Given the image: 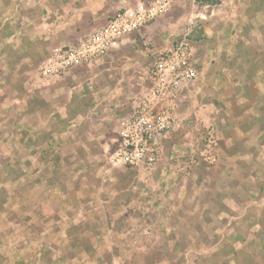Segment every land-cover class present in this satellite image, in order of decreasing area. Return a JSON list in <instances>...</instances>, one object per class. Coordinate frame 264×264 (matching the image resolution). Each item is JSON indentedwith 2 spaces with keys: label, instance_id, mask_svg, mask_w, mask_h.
<instances>
[{
  "label": "rangeland",
  "instance_id": "obj_1",
  "mask_svg": "<svg viewBox=\"0 0 264 264\" xmlns=\"http://www.w3.org/2000/svg\"><path fill=\"white\" fill-rule=\"evenodd\" d=\"M157 0H0V264H264V0H177L106 55L38 75ZM188 34L152 164H115L155 58Z\"/></svg>",
  "mask_w": 264,
  "mask_h": 264
},
{
  "label": "built area",
  "instance_id": "obj_2",
  "mask_svg": "<svg viewBox=\"0 0 264 264\" xmlns=\"http://www.w3.org/2000/svg\"><path fill=\"white\" fill-rule=\"evenodd\" d=\"M175 1L157 0L150 7L138 6L117 14L105 27L81 39L75 46L54 49L39 65L38 75L58 78L78 65L103 57L122 37L146 26ZM193 2L197 3L196 0ZM148 76L151 82L149 91L133 105L120 124L119 145L112 155L115 164L136 167L155 161L158 154L156 141L174 124L183 86L197 77L188 34L175 40L170 48H165L155 58Z\"/></svg>",
  "mask_w": 264,
  "mask_h": 264
},
{
  "label": "trees",
  "instance_id": "obj_3",
  "mask_svg": "<svg viewBox=\"0 0 264 264\" xmlns=\"http://www.w3.org/2000/svg\"><path fill=\"white\" fill-rule=\"evenodd\" d=\"M197 1V3H199V4H202V3H206V2H208V1H210V0H196ZM215 1V0H214Z\"/></svg>",
  "mask_w": 264,
  "mask_h": 264
}]
</instances>
